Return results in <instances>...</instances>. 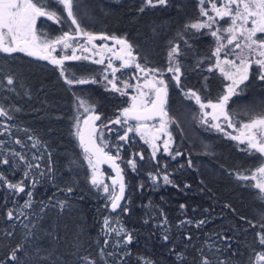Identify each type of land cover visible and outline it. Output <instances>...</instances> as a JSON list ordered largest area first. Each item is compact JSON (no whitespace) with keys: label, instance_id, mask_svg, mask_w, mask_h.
Segmentation results:
<instances>
[{"label":"trees","instance_id":"trees-1","mask_svg":"<svg viewBox=\"0 0 264 264\" xmlns=\"http://www.w3.org/2000/svg\"><path fill=\"white\" fill-rule=\"evenodd\" d=\"M42 3L66 16L54 0ZM76 4L74 11L85 31L109 37L107 41L127 40L137 63L160 70L162 75L157 74L167 84L175 143L171 152L159 151L153 157L133 133L126 141L119 140L126 127L108 120L119 115L120 99L96 83L68 84L46 59L0 52V108L7 113L0 116V161H9L0 163V264H85V257L96 264H201L204 257L211 264H255L256 254L264 252L259 241L264 233V196L250 178L241 177L260 166L263 156L220 133L198 128L195 104L182 96L167 71V48L185 32L189 44L181 52L188 59L180 64L181 78L205 93L202 100L214 101L223 92V77L215 69L199 68L213 61L212 35L186 26L200 16L197 0H168L156 7L144 6L143 0H76ZM62 25L73 27L68 21ZM37 26L50 35L60 29L45 18H39ZM65 64L76 73L93 69L79 60ZM121 65L117 77L132 83L157 75L148 76L134 64ZM248 76L226 106L239 121L264 115V81L255 65ZM76 97L94 106L91 115L100 117L94 124L107 134L103 152L115 158L124 176V198L115 211L109 194L91 183L89 153L76 135ZM80 128L84 130L83 123ZM132 159L135 170L128 165ZM100 161L103 183L111 189L108 176L116 173ZM165 174L172 184L164 183ZM20 182L22 193L7 187ZM9 210L12 219L7 217ZM121 227L132 234L131 243H124L126 232ZM14 249L17 258L12 260Z\"/></svg>","mask_w":264,"mask_h":264},{"label":"snow or ice","instance_id":"snow-or-ice-1","mask_svg":"<svg viewBox=\"0 0 264 264\" xmlns=\"http://www.w3.org/2000/svg\"><path fill=\"white\" fill-rule=\"evenodd\" d=\"M168 0H144L145 6L156 7L157 5H166ZM201 4H204V0H200ZM56 3L62 6V12L66 13V16H61L57 11H50L49 5L42 3V0H0V52L13 53V52H26L30 56H39L42 59H50L51 63L57 65H63L64 60H76L81 59L75 55L76 48L73 47L72 42L76 41L77 37L84 36L87 38L86 43L91 44L97 37L85 31L77 19L76 12L74 9L77 7L76 0H56ZM141 11L144 9L141 8ZM212 10L215 12L216 17L223 19L224 17H229L231 19V25L224 29V32L228 33L227 43L229 45L235 42V49L240 51L236 53L239 63L235 60L224 59L221 61L219 59L220 53L225 48L223 43L219 41L222 39L220 37L219 29L212 33L213 36L217 37L218 46L214 55L217 56V63L215 67L219 68L221 73L224 75L225 79L230 81L226 86L225 92L220 96L217 102L213 103L208 101V103H203L200 95L195 91L189 89L187 95L189 98H194L196 103L199 104L201 110L210 107L213 111L211 113L212 120H219L222 116L225 121H227L229 127H233L232 120L226 111V106L228 105L229 100L233 95H236L240 86L249 79L248 71L251 65L254 63L259 66L261 69L259 79L264 81V38L257 37V33H264V0H222L220 6H217V3H212ZM201 15L208 16V22L192 24V28H203L211 27V23L216 22L215 17L209 16L208 12L205 9H201ZM48 17L50 20H54L56 23H62L64 21L70 22L74 28H70L69 31L62 32L61 35L56 37L54 40H41L36 33V19L38 17ZM249 23L251 27H249ZM74 33V34H73ZM103 39H108L109 37H101ZM243 39V47L239 42L240 39ZM111 39H116V43L121 45V52L118 55V58L123 61L121 67H128L135 65V68L140 72L147 73L148 76L155 75L160 73L159 69H147L141 64L136 62V56L132 52V46L125 39H117L111 37ZM62 45L64 48H71L73 55L64 56L61 59H57L51 55L57 46ZM81 49L88 51L84 45H80ZM247 49V55L244 54V50ZM111 51V49H108ZM179 52V47L174 46L169 51L170 60H174V54ZM252 56H255L256 59H251ZM87 59L88 57H83ZM97 64L104 63L103 59L95 61ZM225 65L235 69V71H225ZM108 68H111L113 79L108 80V77L105 75L104 79L108 81V84L111 85V89L116 92H121L122 89L118 86L116 80V72L118 69L113 68L111 61H109ZM167 71L173 73V79L175 80L177 86L180 84L182 70L179 62H175L172 66L167 68ZM211 71V69H209ZM63 75V71L61 72ZM87 80H68L69 84L72 83H87ZM95 82V81H93ZM8 83L11 84L12 80L9 78ZM125 88L133 87V85L124 83ZM139 98L137 96L132 97V104L128 108H124L122 112L117 116L115 121L112 123L124 125L127 124L129 119H134L136 121H143L151 119L152 116L159 115L161 117L160 132H166L167 124L169 121L165 120L167 117V112L165 111V105L167 100V84L163 79H148L145 78L143 87L147 88L150 92L155 94V99L151 100V107H148V102L143 99L146 95L141 86L135 85ZM84 102L81 101V105ZM94 110L86 108L85 111ZM7 113L3 108H0V116H6ZM209 113H204V116L207 117ZM121 117L124 119L122 120ZM99 116H90L84 121L85 125H91L89 128L88 139L85 140L84 132L79 126V121H77V132L76 135L80 139V143L84 146L85 153L95 155L99 161L101 158L108 161H113L115 158L109 156L107 153L103 152V149L96 145L95 140L92 138L93 134L96 132V127L94 122L99 120ZM207 123L205 119L203 121ZM212 127L224 131L221 128L219 123H215ZM140 133L142 138L144 133L142 127L138 124L135 127L128 126L127 131L124 135L119 136V140L126 141L128 139L129 132ZM169 136L168 140L164 141V151L169 152V144L171 143V133H167ZM158 136H154L151 140V146L153 148L152 156L155 157L156 151L159 150L158 145L155 143V140L158 139ZM233 140H238L241 143H247L249 150H254L255 152L264 154V115L255 117L250 120L248 123L242 125L239 130V134L231 137ZM147 142V141H146ZM19 143V141H17ZM19 155V154H16ZM176 155H180L179 152ZM21 160L24 159L23 156L20 157ZM88 159L89 166L92 168L93 173L91 177V183L95 187H103V191L108 193V200L111 202V207L115 211L117 208H120V201L124 198L125 191V181L122 171L119 168V165L113 163V167L116 169V177L113 178L112 188L110 189L107 184H104L103 181L97 176L96 165L93 164L92 159L89 156H86ZM140 159H143V156L140 155ZM0 163L8 164L7 159L0 161ZM190 163V162H189ZM128 165L131 166L133 170L136 168V162L134 159L128 161ZM257 173L260 175L261 180L258 181L256 187L264 192V165L257 169ZM151 176V174H150ZM153 181H156V176H151ZM242 179H247V177H241ZM252 179H256V174L253 175ZM163 181L165 184H172L173 181L169 178L167 174L163 176ZM119 185V192L116 191V185ZM7 187L10 189H15L17 193L24 192L23 182L18 184L8 183ZM187 187V185H185ZM69 192L72 189H68ZM29 197L32 196L31 192H28ZM31 201H26L25 206H29ZM184 205H181V208H184ZM123 211L127 212V208H123ZM8 219H12L13 213L11 210L7 213ZM166 222V221H165ZM191 223V221H187ZM184 221H181L183 224ZM204 221H199L198 224H203ZM104 224L107 227L109 221L107 218L104 220ZM264 227V225H262ZM111 231V229H109ZM121 231L126 230L121 227ZM165 240H168L167 236H164ZM190 239V237H189ZM133 236L131 233L126 232L125 244L131 243ZM260 244L264 245V233L259 235ZM19 248V246H17ZM103 254V250H101ZM16 249L13 250L11 254V259L15 260ZM85 264H96L94 260H89L87 257L84 258ZM201 264H211V261L207 257H204L201 261ZM220 264H225L221 261ZM255 264H264V252L256 254Z\"/></svg>","mask_w":264,"mask_h":264},{"label":"rangeland","instance_id":"rangeland-1","mask_svg":"<svg viewBox=\"0 0 264 264\" xmlns=\"http://www.w3.org/2000/svg\"><path fill=\"white\" fill-rule=\"evenodd\" d=\"M56 2V0H54ZM215 2L217 3V6L219 7L222 0H204V4L202 5L200 0H197L198 3V8L200 11V16L199 18H197L196 20L190 21L186 26H190L192 24H197V23H205L208 22V16H203L201 15V9H205L208 12L209 16H213L215 17L216 22H209L211 23V27H203V28H193L194 31H198L200 29H205V31L212 35L213 32L217 31L219 29V35L222 38L219 42L223 43L225 45V48L222 50V52L220 53L219 59L221 61H223L224 59H229V60H235L237 62V64L239 63V60L237 58L236 53L239 52V49H235V42L231 45H229L227 43V37H228V33L224 32L223 30L228 28L231 25V19L229 17H224L223 19H221L220 17H216L215 12L212 10V3ZM143 5L144 4V0H143ZM50 11H54L53 9L49 8ZM66 14V13H65ZM39 18H45L46 20L55 23L57 26H59V31L57 34L55 35H50L48 34L47 30L45 29H39V26H37V21ZM64 23V22H62ZM62 23H56L54 20H50L48 19V17L44 16V17H38L36 19V33L37 36L40 37L41 40L47 39V40H54L56 37H58L59 35L62 34V32L65 31H69L70 29L63 27L64 25H62ZM249 27H251V24L249 23L248 25ZM74 28V26L72 27ZM42 30V31H40ZM74 34V33H73ZM97 38L92 41L91 44L86 43L87 38L85 37V40L80 39L79 37L76 38V41L72 42V45L74 48H76V52L75 55L82 57L81 59H76L79 61H84L86 63H88L93 69H91L88 73H76L74 71H71L67 68L66 66V62L68 60H64L63 65H57L54 64L57 69L59 70L60 74L63 71V75L61 74L62 78L68 83V80H87V83H96L98 85H100L101 87H103L105 90H107L109 92V94L114 95L115 97H117L118 99H120L118 102L121 104V106L117 109V114H120L122 112V110L124 108H128L131 106L132 104V97L133 96H137L139 98V94L137 92V89L135 87V85H140L142 91L146 94L143 99L146 100L148 102V105L151 103V100H153L154 97V93L150 92L147 88H144V82H145V78L142 77L141 79H137L135 80V82H130L128 79H120L119 77H117V73L116 75V82L118 84V86L122 89L123 94H121V92H116L113 91L111 89V85L108 84V81L104 79L105 75L108 77V80H112L113 79V75H112V71L111 68H108V64L109 61H111V65L113 68H118V63H123L122 60H120L118 58V55L121 52V48L117 47V43L116 40L114 39H110L109 41H107L108 39H103L101 38V36L97 35ZM214 39V45L212 47V54H213V61L211 63L208 64H203L200 65L199 64V68L200 69H215L224 79V84H223V92L220 96H222L225 92L226 86L230 83V81H228L227 79H225L224 75L221 73L220 69L215 67L216 63H217V56L214 55L216 48L218 46V41H217V37L213 36ZM259 38H264L263 36H260ZM239 42L241 43V46L243 47L244 41L241 38L239 40ZM189 44L188 43V39L185 36V32L184 34L180 35L179 38L175 41H173L167 48L166 51V59H167V68L172 66L175 62H179L180 64L183 65V63L188 59V55L186 52H181L183 46ZM80 45H84L87 49H89L88 51H84L81 49ZM174 46H178L179 47V52L177 54H174V60H170L169 58V51L174 47ZM190 48V47H189ZM108 49H111V51H109ZM27 54V53H26ZM244 54L247 55V49L244 50ZM51 55L57 59H61L64 56H71L73 55L72 49L71 48H64L62 45L57 46L55 48V51H53L51 53ZM187 56V57H186ZM33 57H39V56H33ZM83 57H88L87 59L83 58ZM187 58V59H186ZM99 59H103L104 63L102 64H97L95 61L99 60ZM186 59V60H185ZM251 59H256L255 56H252ZM49 62H51L50 59H46ZM71 60V59H69ZM75 60V61H76ZM183 60H185L183 62ZM53 64V63H52ZM255 65L259 71V75L261 72V69L259 68L258 65L256 64H252ZM251 65V66H252ZM225 71H235V69L225 65ZM182 70V69H181ZM173 76V73H172ZM148 79H163V77H161L160 75H155L154 77H147ZM120 79V80H118ZM164 80V79H163ZM95 81V82H93ZM175 81V80H174ZM127 82L128 84L133 85V87L130 88H125L124 87V83ZM176 83V82H175ZM69 84V83H68ZM77 84H81V83H72L70 85H77ZM84 84V83H83ZM177 86V84H176ZM178 89L180 90L182 96L188 100H190L192 103L195 104L197 111L194 113V123L196 124V126L204 131H208V132H215V133H220L222 134L224 137L226 138H230L232 136H236L239 134V130L241 129L242 125L245 123H248L249 121H239V118H235V115L229 114L232 123H233V127H229L227 121L224 120V118L221 116L219 120H212V109L210 107L205 108L203 110H201L199 104L196 103L194 98H189V96L187 95V92L189 89L195 91L198 95H200V97L202 98L203 95H205V93H201V92H197L195 89H193L189 84H187V81L185 79L180 80V84L179 86H177ZM219 96V97H220ZM207 97V96H206ZM218 97V98H219ZM218 98L214 101H212L213 103L217 102ZM76 105H75V110H76V115H77V120L75 123V127H76V132H77V121H79V126L81 123H83V126L85 127L84 121L86 119H88L92 114L95 113L94 110H90V111H85L86 108L92 109L93 105L91 104H87L86 102H84L83 105H81V99L76 97ZM202 100V99H201ZM209 100H202L203 103H208ZM117 102V103H118ZM165 111L167 112V117H165V120L169 121L167 124V129L166 132H160V125H161V118L158 119H152V120H144V121H131L130 119L127 121V124L122 125V127H126V129H123V131L121 132L122 135H124L125 131H127L128 126H132L135 127L138 124L141 126L142 124H146L144 127H142V131L144 133V136L142 138L140 133H137L135 131L131 132L133 133L136 137L140 138L141 141H143L149 148L151 154L153 152V148L151 146V140L154 136H158L159 138L155 140V143L158 145L159 150L156 151V154L161 151V152H165L164 149V141L169 139V136L167 135V133H171V143L169 144V152L172 151V145L174 142V135L172 132V128H171V120H170V115H169V111L167 109V105H165ZM204 113H209V115L207 117L204 116ZM90 114V115H89ZM117 117H114L110 120H108L109 122L115 121ZM121 119L123 120L124 118L121 117ZM207 120V123H204V120ZM215 123H219L221 128L224 129V131H220L214 127H212L213 124ZM96 127V132L93 134V139L95 140V143L97 146H99L100 148H102L103 145H105L106 141H107V134H106V130H104L103 127H101V125L97 124L95 125ZM174 128L177 129V131H180V127L176 124L174 125ZM121 130L120 128H117L116 131ZM125 130V131H124ZM233 140V139H232ZM147 141V142H146ZM236 142L237 145L244 147V148H248L247 143H241L238 140H233ZM177 150V152H179V150L177 148H175ZM166 153V152H165ZM92 161L93 164L96 165L97 168V176L104 181V173L102 172L101 168H102V162L99 160H97V157L95 155H88ZM263 156V163L258 166L257 168L252 169V171L247 174L244 175L242 177H247L250 178L252 183L256 186V184L258 183V181L261 180L260 175L257 173V169L260 168L262 165H264V154H262ZM89 164V163H88ZM90 167V166H89ZM90 180L92 177V173L93 170L90 167ZM256 174V179H252L253 175ZM108 181L111 183L113 182V178L116 177V174L112 173L108 176ZM259 189V188H258ZM116 191H117V185H116ZM260 193L263 194L264 196V192H261V190L259 189Z\"/></svg>","mask_w":264,"mask_h":264},{"label":"water","instance_id":"water-1","mask_svg":"<svg viewBox=\"0 0 264 264\" xmlns=\"http://www.w3.org/2000/svg\"><path fill=\"white\" fill-rule=\"evenodd\" d=\"M153 99H155V94H154ZM148 107L149 108L151 107V103L148 105ZM93 116H97V115H93ZM159 117H160L159 115L152 116V118H159ZM145 125L146 124H142L141 126L144 127ZM89 127H90V125H85V128L83 130L86 141L88 139ZM100 160H102L103 162H105L106 164H108L109 166H111L113 168L114 172L116 173V169L112 166L113 163H114V161H108V160L103 159V158H101Z\"/></svg>","mask_w":264,"mask_h":264},{"label":"flooded vegetation","instance_id":"flooded-vegetation-1","mask_svg":"<svg viewBox=\"0 0 264 264\" xmlns=\"http://www.w3.org/2000/svg\"><path fill=\"white\" fill-rule=\"evenodd\" d=\"M92 114V113H91ZM150 120V119H149ZM144 121V120H143ZM91 126V125H90ZM90 128V127H89Z\"/></svg>","mask_w":264,"mask_h":264}]
</instances>
